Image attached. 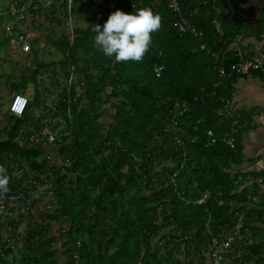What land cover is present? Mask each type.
I'll return each mask as SVG.
<instances>
[{"label":"trees","instance_id":"trees-1","mask_svg":"<svg viewBox=\"0 0 264 264\" xmlns=\"http://www.w3.org/2000/svg\"><path fill=\"white\" fill-rule=\"evenodd\" d=\"M25 1L14 0L16 7ZM42 1L31 0L25 23L48 13L51 25L40 24L39 30L47 32L45 45L61 59L47 64L39 56L45 47L33 43V67L17 69L21 76L14 75L15 70L0 72V77L32 80L34 103L42 99L40 89L59 98L52 130L62 163L48 160L45 126L34 134L24 129L30 114L15 118L9 108L11 123L5 136H0V165L10 178L6 196L23 194L20 202L26 203L34 191L44 190L35 205L39 221L29 213L30 222L16 249L0 244V264H182L183 245L191 255L208 253L211 258L212 237L234 226L236 209L231 203L239 206L238 211L250 205L243 232L248 236L252 231L255 239L251 245L245 241L239 253L232 252V264H264V203L252 198L260 196V187L254 184L238 191L251 176L234 174L241 159L237 144L234 149L225 143L206 146L207 131L213 130L217 137L230 132L229 111L222 119L217 111L224 106L222 99H229L231 81L237 77L231 75V66L240 58L230 48L246 29L225 22L213 0H180L202 38L173 26L176 14L166 0L159 5L160 0H143L135 6L128 0ZM142 8L162 17V28L153 34L142 62L117 63L94 46L92 26L99 24L103 30L115 11L135 14ZM88 13L90 20L79 25L80 17ZM64 21L79 25L74 40L61 25ZM263 34L264 14L257 36ZM161 65L165 69L158 76L156 67ZM221 68L227 74L224 79ZM52 79L61 91L45 84ZM19 85L25 93L29 84ZM19 85L10 88L14 91ZM56 99L47 100L48 107ZM184 102L189 110L178 116L175 105ZM110 110L114 116L103 128ZM175 116L176 128L171 124ZM45 120L52 125L49 114ZM178 137L183 146L176 144ZM39 138L44 141L37 142ZM205 194L208 198L198 204ZM48 198L50 208L45 214L42 209ZM14 204H8L12 216L6 214L2 220L15 236L24 216H14ZM53 223L61 227L58 236L52 234ZM63 249L66 261L61 263Z\"/></svg>","mask_w":264,"mask_h":264},{"label":"crops","instance_id":"crops-1","mask_svg":"<svg viewBox=\"0 0 264 264\" xmlns=\"http://www.w3.org/2000/svg\"><path fill=\"white\" fill-rule=\"evenodd\" d=\"M40 1L43 2L42 0ZM16 5L18 4H15L14 0H8L7 2L8 8L6 7V9L0 12V18H2L3 16H6L5 18L7 17L9 18L8 15H4V14H6L10 10V8L16 7ZM42 16L44 17L41 18V15L38 16L39 21L37 20V18L36 20H34V18L31 17V19H29L28 22L25 23L28 34L29 35L35 34V36H38V39L32 40L31 42L34 41L36 43H38L39 41L40 43L44 42L43 39L45 38L44 37L45 34H43L41 30H39V25L48 23L46 26H49L51 25V22L47 20L48 13L43 12ZM78 24L80 25L79 21ZM233 24H235L236 26L240 25L234 22ZM61 25L66 27L67 23L64 21V23H62ZM74 25L76 26V24ZM76 27H78V25ZM244 29H246V32L240 35L233 42L230 48L231 50H233L235 56L238 55L240 60L241 57L246 58L244 55L247 54L252 55L253 53L261 54L262 51L264 50V34L259 38L257 36V30L253 31L247 27H244ZM72 38L74 40V36ZM19 45L20 44H18L16 40H11L8 35H6V37L0 36V49H1L0 67L3 68L2 70H0L1 73L3 74L11 73L10 71L6 70V68H8L10 70L13 69L12 71L14 72L16 70L14 75L21 76V73L17 71V69L24 67L28 68L29 66L28 62L32 53L29 54L28 52L23 50ZM40 45L39 46L34 45V46L42 48ZM44 45L45 43L43 44V46ZM5 51H9L10 53L13 54H18V57L13 60L18 63L23 62L24 64L10 65L7 62H3L2 56H4ZM47 86H49L51 90L54 91L57 90L58 92L61 91L59 87L57 86L54 87L53 79L47 81ZM10 87L9 88L6 86L0 87V100L7 99L10 100V102L12 103L14 95L15 94L20 95L17 90L12 91ZM27 90L28 87L25 90L24 95L22 96L26 97L29 100L25 112H28V114H30L31 119L29 120V122L27 123L24 129H27L35 134L39 126L40 129L41 128L43 129L45 126L43 133L45 135L53 134L54 132L52 129L55 127V125L52 123L51 126L48 125L49 122L45 120L48 114L43 119L41 117L42 110L40 105L33 102L35 90L33 91L32 96L30 93H28ZM229 94L230 95L228 98L232 101V106L227 118L232 119V124L233 122H237V125L239 127L235 139H236L237 148L240 151V158H241L240 165L235 166L234 168V172H235L234 174H236L237 172H242V175L244 176H251V177L258 176L259 178L264 179V75L251 74L244 77L237 76L233 78V80L231 81V89ZM44 97L50 103L54 102V98H57L56 101H58L59 99L55 93L52 94L49 92L48 93L46 92L44 94ZM55 104H57V102L54 103L53 107H55ZM42 119H43V123H42ZM10 123H11V119H10V115L8 114V110L3 111V102H0V136L2 137L5 136L3 135V131L7 130L6 128L10 125ZM24 133L20 134V138H23V136L25 135ZM33 137H30L29 141H31ZM55 148H56L55 144H47V146L45 147V152L48 156V160H52L53 158L52 162H57L58 164H61L62 159L57 155V150L55 151ZM248 186L250 185L244 183V185L239 187L238 191H241L246 187L248 188ZM259 187H260V192H259L260 196L258 197L259 198L258 204H261L262 202L264 203V185H261ZM43 190L44 189H39L38 191H34V194H36L37 192L38 194H40V191ZM34 198L35 199L28 200L26 203L19 202L13 205L12 210L15 211L14 216L15 217H17L18 215L24 216V223L20 226L15 236L12 228L9 225L5 224V222L3 221L4 219L2 220V217H0V244H2L1 246H3V244L5 243H9L12 244L16 249L17 245L21 243L20 240L23 239L21 237L24 236L28 224L30 222L29 213H31V215H33L35 219L39 221L38 220L39 218L37 216V214L39 213V208L35 206L37 204L36 203L37 197ZM49 203H50V198L46 200L44 208L42 209V212L45 214L47 212V209L50 208ZM60 228H61L60 226H57L55 223H53V231H52L53 236H58ZM262 230L264 232V226ZM157 241L158 239H155L154 244ZM62 242L63 241L60 240L59 245L57 247L58 249L62 248ZM62 251H65V249L61 250L59 257L61 263H64L66 261V257L65 254L62 253ZM180 252L181 253L179 259L181 260L182 264H211V258L208 253L202 255H195V253H192L191 255L189 252H187L185 245L181 247ZM236 252L238 253L240 252L238 251V248ZM0 253H2L1 249H0ZM228 255H231V258L229 259L233 261L232 253ZM227 264H232V262L228 261Z\"/></svg>","mask_w":264,"mask_h":264},{"label":"built area","instance_id":"built-area-1","mask_svg":"<svg viewBox=\"0 0 264 264\" xmlns=\"http://www.w3.org/2000/svg\"><path fill=\"white\" fill-rule=\"evenodd\" d=\"M163 0L157 1L158 5ZM168 8L172 10V13H175L176 16H174L173 19V26L177 28L178 31L181 33H190L191 35L202 38L203 34L201 31L198 30L196 26L193 25V23L189 20L188 16L184 12V8L180 3V0H166ZM133 6L134 4L142 5L143 0H128ZM50 4V3H49ZM14 6V5H13ZM40 7L37 4L35 9L38 10ZM10 15L11 18L16 19L19 21V24L17 26L12 27L11 25H7L5 27V31L7 32L8 36H14L15 39H18L19 41H24L27 38H29V34L26 30L25 26V19H26V8L21 5L20 7H12L10 8V11L7 13ZM5 15V14H4ZM191 16V14H190ZM205 46H202V49H204ZM164 66L156 67V72L158 76H160V73L163 71ZM232 71L236 75H250L254 73H259L261 75H264V50L261 54L253 53L249 58L244 59L240 63L233 64L231 66ZM222 75H225V69L221 68L220 70ZM219 83L215 85V87H218ZM216 93L214 92L213 95ZM222 102H225L224 106L219 108L217 111L218 117L221 119L225 117L227 114V109L230 104V101L222 99ZM28 103V99L26 97L15 95L13 98V101L10 105V113L15 118H21L25 112L26 106ZM189 110V104L187 102L184 103H177L175 105L174 111L178 114V116L184 115L186 111ZM178 116H175L171 120V124L173 127H178ZM51 121V119H49ZM55 120H52L51 123H54ZM237 122H233L231 126V132L223 137H217L213 130L207 131V137L209 139L207 147L218 144V143H225L226 145L230 146L232 149L236 147V133H237ZM192 139L191 141L194 142L195 139ZM32 140L35 141V138ZM43 138L37 139V142H43ZM55 141V134H49L47 143L53 144ZM176 144L183 146L184 140L181 138L176 139ZM242 179V177H239L236 181V184ZM246 184L254 185L257 184L258 186L264 185V179L258 178L254 179L252 177L247 178ZM23 194H15L10 197H7L6 195L2 196L0 198V217L6 216H12L11 213H9L8 204H14L19 203L21 199H23ZM208 198V194H205L202 199H200L197 203L203 204L205 200ZM222 204V202L220 203ZM231 206L235 207L233 209H236V220L234 222V226L232 229L227 231L226 233L221 234L220 236H213L211 240V264H227L229 261L228 254H231L235 250L241 249L244 246L247 245L245 241L248 242L249 245H251L254 242V238L251 235L246 236L243 232L244 230V224L246 219V210L250 208V205H247L246 208L243 210H239V206H236L234 203H231ZM79 246V243H78ZM80 247V246H79ZM76 258H79V254L77 253Z\"/></svg>","mask_w":264,"mask_h":264},{"label":"clouds","instance_id":"clouds-1","mask_svg":"<svg viewBox=\"0 0 264 264\" xmlns=\"http://www.w3.org/2000/svg\"><path fill=\"white\" fill-rule=\"evenodd\" d=\"M161 28L162 17L150 8L135 14L117 10L109 16L103 30L99 24L92 26L96 33L94 46L105 56L114 57L117 63L142 62L150 51L153 34ZM9 183L7 168L0 165V197L9 192Z\"/></svg>","mask_w":264,"mask_h":264},{"label":"rangeland","instance_id":"rangeland-1","mask_svg":"<svg viewBox=\"0 0 264 264\" xmlns=\"http://www.w3.org/2000/svg\"><path fill=\"white\" fill-rule=\"evenodd\" d=\"M214 1V0H213ZM7 2H8V0H0V12L2 11V10H4V9H6V7H7ZM205 3H207V2H205ZM8 8V7H7ZM93 15V14H92ZM6 16H3L2 18H0V36L1 37H6V35H7V32L5 31V27L7 26V25H11L12 27H14L15 25H16V23H18L19 21L18 20H12L10 17L7 19V18H5ZM42 17H44V16H42V14H41V18ZM90 13H88V14H85V15H83V17L81 18L80 17V19H79V23L80 24H86V21H88V20H90ZM37 20L39 21V19L37 18ZM47 20L48 21H50L51 20V18H50V15H48L47 16ZM83 22V23H82ZM40 23V22H39ZM34 24H37V23H34ZM45 24V23H44ZM48 24V23H47ZM47 24H45V25H47ZM79 26V25H78ZM76 26L74 25V24H72V23H67V26H66V29H67V31H68V33H69V35L70 36H72L73 37V32H74V30L76 29L75 28ZM42 33L43 34H46L47 32L45 31V30H43L42 31ZM43 34H41V35H43ZM48 34H50V33H48ZM45 37V36H44ZM36 39H38V36H35V34H31V35H29V38L27 39V41L26 40H24V41H19L18 39H15L16 40V42L18 43V44H20L19 46L23 49V50H25L26 52H28L29 54L30 53H32V46H31V44H33V45H40L42 48L43 47H45V48H43L44 50L42 51V52H39V56H40V58L41 59H43V60H45V62L48 64V63H50V62H52V61H56V60H59V59H61V56H60V54H58V53H56L55 51H54V49H52L51 48V46L50 45H44L43 46V44H44V42H45V40H44V42H42V43H40V41L38 42V43H36V42H31L32 40H36ZM42 40V41H43ZM24 42V43H23ZM0 51H1V49H0ZM34 52H35V50H34ZM0 56H1V53H0ZM7 57V59H6V57ZM238 56V55H237ZM18 57V54H13V53H10L9 51H5L4 52V56H2V61L3 62H7L8 64H10V65H15L16 63H18V62H15L13 59H15V58H17ZM33 62H34V57H33V55H31L30 56V59H29V62H28V64H29V66L32 68L33 67ZM21 63V65H23L24 63L23 62H20ZM22 67V66H21ZM6 70H8V71H10L11 73L13 72L12 70H10V69H8V68H6ZM241 77H244V76H241ZM20 83H22V84H24V83H26V84H29L27 87H28V93H30L31 94V96H32V93H33V91L35 90V84L33 83V81L32 80H30V79H28V78H24L23 80H21V78H12V77H10V76H4V77H0V87L1 86H6V87H10L12 84H15V85H19ZM45 84H47V83H45ZM16 88V90H18V92H19V94L22 96V95H24V91L22 90V86H16L15 87ZM41 90V92H40V96H39V99L42 97V99L39 101V102H37V104L38 105H40V107H41V110H42V118H44L47 114H49L52 118H53V120H55V118L52 116L54 113H56V104H55V107H53V106H49L48 107V104H46V102H47V99H45V97H44V91L42 90V89H40ZM9 98V97H8ZM0 102H3V111H6V110H9V108H10V100H7V99H5V100H0ZM56 102H58V101H56ZM108 107V106H107ZM111 116H114V110H110V112H109V115L107 116V117H105L104 118V124H103V128H106V126L111 122ZM7 132V131H6ZM21 134V133H20ZM3 135H5V132L3 131ZM38 192L36 193V194H33L32 195V197H33V199H35L34 197H37V198H40L41 197V195L40 194H38ZM252 198H253V202H255V203H258L259 202V198L258 197H254V196H252ZM252 233V231H249L248 232V234L250 235ZM228 258H231V255H228ZM229 261H231V259H229ZM232 262V261H231Z\"/></svg>","mask_w":264,"mask_h":264},{"label":"flooded vegetation","instance_id":"flooded-vegetation-1","mask_svg":"<svg viewBox=\"0 0 264 264\" xmlns=\"http://www.w3.org/2000/svg\"><path fill=\"white\" fill-rule=\"evenodd\" d=\"M248 1V3L242 4L241 8L235 10L231 7L229 0H214L218 5V13L220 11L223 18L229 17L230 15L229 19L225 22L233 24L232 17L236 15L240 27H247L256 31L261 23L262 15L264 14V0Z\"/></svg>","mask_w":264,"mask_h":264},{"label":"bare ground","instance_id":"bare-ground-1","mask_svg":"<svg viewBox=\"0 0 264 264\" xmlns=\"http://www.w3.org/2000/svg\"><path fill=\"white\" fill-rule=\"evenodd\" d=\"M25 8H26V10H29L30 9V6L32 5V3H31V0H26L25 1V3L24 4H22ZM246 58H249L251 55H244ZM246 58H243V57H241V60L239 61V62H237V63H240L241 61H243L244 59H246ZM161 66H164V65H161ZM160 67V66H159ZM164 69H165V66H164ZM221 70V69H220ZM231 75H235V76H248V75H236L233 71H232V69H231ZM227 76V74H226V71H225V75H222L221 74V72H220V78L221 79H224L225 77ZM222 82V81H221ZM221 82L219 83V85L221 84ZM225 100H228V101H230V104H229V106H228V109H227V112L228 111H230V109H231V106H232V101L231 100H229V99H225ZM224 104H225V102H223ZM238 129H239V127L237 128V131H238ZM237 134V133H236Z\"/></svg>","mask_w":264,"mask_h":264},{"label":"water","instance_id":"water-1","mask_svg":"<svg viewBox=\"0 0 264 264\" xmlns=\"http://www.w3.org/2000/svg\"><path fill=\"white\" fill-rule=\"evenodd\" d=\"M248 2H249L248 0H229V3L231 5V7L233 9H235V10L238 9V8H241L242 4H245V3H248ZM229 17H230V15H229ZM229 17H224V20H228ZM232 21L234 23H236V24H240V23L237 22L236 15H233Z\"/></svg>","mask_w":264,"mask_h":264}]
</instances>
